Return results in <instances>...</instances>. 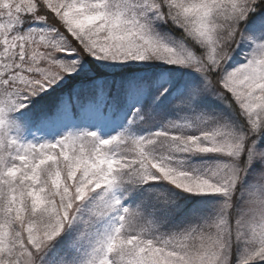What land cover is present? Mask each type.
<instances>
[{"label": "snow or ice", "instance_id": "obj_1", "mask_svg": "<svg viewBox=\"0 0 264 264\" xmlns=\"http://www.w3.org/2000/svg\"><path fill=\"white\" fill-rule=\"evenodd\" d=\"M88 57L190 69L183 122L43 139L180 77L65 91ZM0 264H264V0H0Z\"/></svg>", "mask_w": 264, "mask_h": 264}, {"label": "rangeland", "instance_id": "obj_2", "mask_svg": "<svg viewBox=\"0 0 264 264\" xmlns=\"http://www.w3.org/2000/svg\"><path fill=\"white\" fill-rule=\"evenodd\" d=\"M92 59V58H90ZM98 65L103 68L106 73L110 76L116 75V73H121L125 69H138L139 72L132 74L130 80L133 81L137 78L145 77L147 72L155 71L157 73L156 84L160 87V90L163 87L168 86V81L173 79L176 75V72L180 74V77L176 79L175 83L172 87L169 88V93L165 95V97H161L160 101L157 103L155 108L153 109L151 117H145V120L138 121L136 124H131L130 121L133 120L136 110L139 108L142 112L145 110L144 106L140 102H126L122 105L120 118L111 126H105L100 122H93L87 119H78L70 122L62 131L57 132L56 134H48L46 136H42L41 133L33 131L31 134H26V139L32 140L36 137H41L43 139L53 140L59 138L60 135H63L67 132H83L85 130L88 131H97L99 135L103 138H110L119 134V132L124 131L126 128L130 129L136 135H147L150 132L158 131L163 128V126L169 122H183L182 117L186 114L184 111L180 109H176L172 106L173 98L177 95V89L181 80L187 79L190 76H195L196 74L191 72L190 69H176L174 65H168L164 63H153V64H137L136 62H132L131 64H120V65H107L105 62L97 61ZM175 69V72L173 71ZM144 70V71H141ZM153 70V71H152ZM91 73L88 70H84L83 73L78 74L75 79L79 80L78 82L86 80ZM110 79H112L110 77ZM96 81L106 83L103 79H97ZM125 80H118L121 84ZM72 82V80H70ZM77 82V83H78ZM63 84L64 82L61 81ZM127 83V82H126ZM59 87V86H58ZM158 95V93H157ZM219 159L214 156H205V157H194L192 159L193 164H201L204 162H213ZM182 196L188 197V202L190 204H196L204 209L210 211L214 205H216L220 201V197L218 196H188V194H181Z\"/></svg>", "mask_w": 264, "mask_h": 264}, {"label": "trees", "instance_id": "obj_3", "mask_svg": "<svg viewBox=\"0 0 264 264\" xmlns=\"http://www.w3.org/2000/svg\"><path fill=\"white\" fill-rule=\"evenodd\" d=\"M91 57H88L86 62H85V65H84V70H88L89 69V72L91 73L88 77H86V80H97V79H103L105 80L106 82L108 81H112V82H115V83H118V80H125L124 82H122L121 84H124L128 81L126 80H130L132 77V74H135V73H138L139 70L138 69H125L123 70L121 73H116V75H113V76H110L106 73V71L101 68L97 61L95 60H92L90 59ZM141 71H144V70H141ZM153 71V70H152ZM110 77L112 79H110ZM145 77L149 78L150 80H157V78L159 76H157V73H155V71L153 72H150V70L147 72V74L145 75ZM83 79H81L82 81ZM79 80H76V79H72V82H69V84L66 86L65 88V91H68L70 90L74 85H77ZM78 82V83H77ZM39 99V98H38ZM52 98H49V100L51 101ZM142 112V111H141Z\"/></svg>", "mask_w": 264, "mask_h": 264}]
</instances>
